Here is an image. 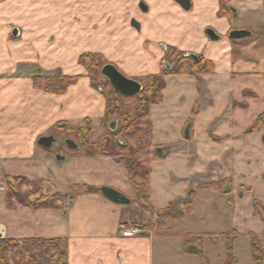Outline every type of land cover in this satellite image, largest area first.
I'll return each mask as SVG.
<instances>
[{
	"label": "rangeland",
	"instance_id": "374dc122",
	"mask_svg": "<svg viewBox=\"0 0 264 264\" xmlns=\"http://www.w3.org/2000/svg\"><path fill=\"white\" fill-rule=\"evenodd\" d=\"M263 1L251 0L247 8L242 9L240 0H234L237 15H231L229 11L231 21L233 17L232 27L235 30L236 27L247 29L251 34L253 32L251 36L239 41H232L226 36L221 41L213 42L214 46L202 45L206 54L214 50L217 61H211L214 62L216 70L218 65L226 64L223 50L224 47L229 48V73L215 71L216 74L204 78L206 84L197 80L202 76L165 77L167 87L163 92L164 101L152 107L146 120L153 127L154 145L149 152L139 157L151 170L149 201H135L128 173L115 160L99 155L93 158L88 156V148L85 145L98 143L102 136L108 133L111 120H105L106 125L103 126L104 112L94 120L88 119L91 121V132L85 129L87 119L82 120L80 124L59 122L57 127L50 131L59 145L46 150L45 154L40 153V157L27 164L18 161L7 162L4 172L14 175L5 176L2 180L0 178V194L5 197L7 207L14 209L22 206L16 199L18 194L29 198L34 205L42 206L47 203L55 207L43 212L42 223L49 225L45 226L46 232L42 237L47 239L58 236L55 235L58 232L56 228L69 226L72 211L66 210L69 200L67 197L74 196L76 199L84 195L86 185L99 189L110 187L131 200L133 208L130 209V222L121 224V230L158 228L160 222L152 219L142 203L150 202L156 209H164L170 204H175L180 198L184 200L191 191H195L192 212L168 220L166 228H159V233L168 236L164 241L165 250H162L166 253L161 252V257H164L162 264H207L206 261L209 264H229L230 260L231 264L235 261L236 264H255L252 237L259 239L264 251V222L261 217L254 215L255 202L259 203L264 215V130L258 133L248 132L258 116L264 113V72L260 70L264 68V61L252 54L253 50H264V33L258 31L261 28L264 30ZM208 18L209 22L212 21V17ZM18 19L21 20L19 17ZM15 27L17 26L6 22L0 23V92L2 86L8 83L5 81L18 77L26 76L33 84L39 82L44 87L46 79L80 76L81 79L87 78L94 91L107 103L113 88L102 76L101 71L104 65L109 64L108 57L100 53L85 52L81 55L100 54L101 58H90L85 60L83 65L79 60L81 55L77 60L64 64L51 61L47 66L41 62H36L35 65L16 63L14 43L18 38H15ZM47 27L49 32L46 44L54 49L57 45H63L57 40V32L54 29L56 25L49 24ZM87 45L81 44V47L85 48ZM170 52L169 58L166 59L168 61L164 63L168 68L181 53H188L178 48ZM199 54L207 59L206 54ZM238 59H244L248 66L237 70ZM162 65L163 62L158 73L151 72L140 78L130 79L138 81L142 86L150 85L153 76L162 75ZM253 92L258 97L256 95L255 98ZM122 100L133 114L137 99L133 97ZM244 106L248 107L241 108ZM232 108L236 110L230 111ZM187 128H190L188 133ZM139 137L127 139L128 144L136 148ZM67 140L78 145L80 150L73 151L68 148ZM159 149L167 151L166 159H155ZM57 155L66 159L59 162ZM215 164L223 167L213 169ZM4 172L0 170V174ZM15 176H24L27 180L15 181ZM202 186L213 187L199 189ZM183 203L179 204L182 210ZM15 214L14 211L4 217L6 224L8 221L17 220L14 237L28 238L39 235L30 224H26L27 216ZM28 219L31 220L30 216ZM37 220L38 218H34L32 222ZM59 236L67 237L66 234ZM5 238L9 239L8 236ZM193 239H196L193 243L200 242L206 260L198 255L184 253L185 244ZM229 247H233L234 257L231 259ZM191 248L199 251L196 246L189 247ZM18 251H22L21 246L3 249L1 255L9 259V264H17L15 257ZM19 264L27 263L22 260Z\"/></svg>",
	"mask_w": 264,
	"mask_h": 264
},
{
	"label": "crops",
	"instance_id": "0c3cea01",
	"mask_svg": "<svg viewBox=\"0 0 264 264\" xmlns=\"http://www.w3.org/2000/svg\"><path fill=\"white\" fill-rule=\"evenodd\" d=\"M233 1L227 2L235 8ZM250 2L240 0V7L246 9ZM191 3L190 11H185L174 0H3L0 2V23L17 26L14 28L15 38H18L14 43L16 63L35 65L41 62L47 66L51 61L64 64L77 60L82 53L93 52L108 57L109 64L117 66L129 78H140L160 71L168 47L206 54L202 45L215 44L206 35L208 28L221 36L220 41L229 37L234 29L233 19L218 16L220 0H191ZM209 16L212 17L210 22ZM49 24L56 25L57 40L63 44L55 49L46 44ZM86 43L87 47L82 48L81 44ZM227 49L223 50L226 64L218 65L216 73H229L231 55ZM252 52L264 61V50ZM206 55L207 59L217 61L214 50ZM247 66L244 59H238L237 70ZM260 70L264 72L263 67ZM208 76L195 78L206 84L204 78ZM5 82L8 83L0 92V170L3 172L7 162L27 164L40 157V153L45 154L46 149L40 147L38 141L52 135L50 131L59 122L80 124L82 120L102 116L106 110V101L98 96L87 78L71 86L64 95L37 89L26 76ZM222 167L215 164L213 169ZM5 176L14 175L4 172L0 174L1 180ZM101 195L73 197L66 208L67 212L72 211L69 226L56 228L58 236L52 238L67 236L69 264H162L161 252L165 250L164 241L168 236L159 233L158 227L142 229L144 233L138 236L124 237L121 224L130 222L133 205H118ZM44 210L20 205L9 209L5 197L0 194V235L12 239L45 238L42 234L49 224L42 223ZM14 211L16 216L18 213L27 216L26 224L39 235L14 237L17 220L8 221V225L4 221V217ZM34 218H38L35 223L32 222Z\"/></svg>",
	"mask_w": 264,
	"mask_h": 264
},
{
	"label": "trees",
	"instance_id": "16d2710c",
	"mask_svg": "<svg viewBox=\"0 0 264 264\" xmlns=\"http://www.w3.org/2000/svg\"><path fill=\"white\" fill-rule=\"evenodd\" d=\"M228 0H220V10L218 12L219 17H229V8ZM175 50L173 47H168L166 55L164 57V63H166L170 55V51ZM200 57V62H195L192 58L186 54H180L179 57L174 60L173 64H169V68L165 65L162 66V75L153 76L152 84L143 86V91L137 95V104L134 108V113L132 114L129 107H127L122 99H128L120 96L114 90L110 98L108 97L106 103V111L103 120V126L106 125L105 120H111L109 124L113 121H117V129L111 131L108 124V133L102 136L101 140L95 144H86L85 147L88 148V156H105L110 157L115 162L126 169L128 173L129 183L133 190L135 201L137 203L149 201L151 195L150 188V176L151 170L145 166L140 160L139 157L143 153L149 152L150 148L154 145L153 138V127L149 121H146L148 116L151 113L152 107L160 105L164 101V90L167 87V81L165 77H172L178 75H187V76H205L215 74V64L211 60H207L203 56ZM90 58H101L100 54H83L80 56V64H84L85 60ZM169 63V62H168ZM107 65V64H106ZM105 66V65H104ZM103 66V67H104ZM80 76L73 77H63L55 79H46L45 85L41 83H34V87L37 89H42L48 93L56 95H64L71 86L76 85L80 81ZM256 97V94H254ZM121 99V100H119ZM244 106L241 108H247ZM194 113H197L194 111ZM85 129L88 132L92 131L91 121L86 120ZM57 127V125H56ZM264 130V113H262L253 123L248 133H258ZM141 135V136H140ZM140 136V137H139ZM138 143L137 147H131L127 139L137 138ZM80 150V149H79ZM168 153L166 151H158L155 159L164 160L166 159ZM15 181L27 180L24 176H16ZM221 188V183L218 184ZM217 186V185H216ZM148 187V188H147ZM213 186H202L199 189H211ZM102 193L101 189L94 186H87L86 190L83 193L84 195L88 194H98ZM196 192L191 191L188 196L183 200V207H177L175 204H170L164 209H156L150 202L147 204L142 203L144 208L148 210L153 220L160 222L158 225L159 228H166L168 220L176 219L182 215L190 214L193 210L192 204L195 200ZM65 197V196H64ZM74 196H72L73 199ZM16 199L19 204L24 207L40 209L45 208L49 210L55 209L48 205L47 203L42 206L34 205L29 198H25L23 195H16ZM254 215L262 218L264 222V215L259 203H254ZM153 229V227H152ZM252 237V236H251ZM193 241L188 242L184 246V250L188 254L198 255L205 259L202 246L200 242ZM201 241V240H199ZM22 247V251L16 253L15 262L17 264L20 261L25 260L27 264H69L68 261V243L64 238H53L46 239L40 237L15 240V239H5L0 242V264H9V259L6 256L1 255L3 249L7 250L8 248H18ZM196 246L199 251H190L189 247ZM230 259L233 256V247H229ZM252 255L255 261V264H264V251L260 246L259 239L252 237ZM13 259V258H12ZM11 260V259H10ZM206 260V259H205ZM209 264L208 261H206ZM231 262V260H230ZM229 262V264H231ZM235 261L234 264H236Z\"/></svg>",
	"mask_w": 264,
	"mask_h": 264
},
{
	"label": "water",
	"instance_id": "95a60500",
	"mask_svg": "<svg viewBox=\"0 0 264 264\" xmlns=\"http://www.w3.org/2000/svg\"><path fill=\"white\" fill-rule=\"evenodd\" d=\"M185 11H190L192 7L191 0H174ZM145 9H147L145 7ZM133 25L136 28H139V25L137 23L133 22ZM206 35L208 36L210 41H219L221 39V36L217 34V32L213 28H208L206 30ZM251 36V32L247 30H231L229 33V39L232 41H239L248 38ZM190 58H192L195 62H200V57L196 54H188ZM101 74L103 77H105L113 90L119 94L120 96L124 98H133L139 95L143 91V86L141 83H139L136 80L130 79L126 77L120 70L114 65V64H107L102 68ZM117 129V122L114 121L110 124V130L115 131ZM190 128H187V133ZM68 148H70L73 151H79L78 145H76L71 140H67L66 142ZM38 145L46 150L52 149L53 146L59 145L57 139L54 135L45 136L39 139ZM57 159L59 162H62L66 159L64 156L57 155ZM101 192L104 195V197L118 205H129L131 203V200L124 196L122 193L118 192L117 190L110 188V187H103L101 188ZM69 200L67 202V206H70V203L72 201V196L67 197ZM183 202V199L180 198L176 202V206L179 207V204ZM6 238L0 235V242L2 240H5ZM190 251L194 252L196 250L189 249Z\"/></svg>",
	"mask_w": 264,
	"mask_h": 264
},
{
	"label": "built area",
	"instance_id": "2783aa9c",
	"mask_svg": "<svg viewBox=\"0 0 264 264\" xmlns=\"http://www.w3.org/2000/svg\"><path fill=\"white\" fill-rule=\"evenodd\" d=\"M124 228V227H123ZM143 230L139 228H124L121 230V234L124 237H134L143 234Z\"/></svg>",
	"mask_w": 264,
	"mask_h": 264
},
{
	"label": "flooded vegetation",
	"instance_id": "af4514ba",
	"mask_svg": "<svg viewBox=\"0 0 264 264\" xmlns=\"http://www.w3.org/2000/svg\"><path fill=\"white\" fill-rule=\"evenodd\" d=\"M263 4H264V1H263ZM228 8H229V11L231 12V15H232V14H236V15H237V11L235 10V8L230 7L229 5H228ZM236 15H235V16H236ZM229 17H230V16H229ZM232 19H233V17H232ZM263 24H264V23H263ZM261 27H263V26H261ZM236 29L241 30L240 28H236ZM232 30H234V29H232ZM246 30H247V29H246ZM250 30H252V29H250ZM248 31H249V30H248ZM252 31H253V30H252ZM258 31H262V32L264 33L263 28L258 29ZM250 32H251V31H250ZM229 33H230V32H229ZM217 34H218V33H217ZM252 34H253V32H252ZM252 34H251V35H252ZM218 35H219V34H218ZM219 41H220V40H219ZM166 50H167V49H166ZM188 54H195V53H190V52H189V53H187V56H188ZM196 55L199 56V54H196ZM162 62H163V65H164V61H162ZM163 65H162V66H163ZM162 66H161V67H162Z\"/></svg>",
	"mask_w": 264,
	"mask_h": 264
}]
</instances>
